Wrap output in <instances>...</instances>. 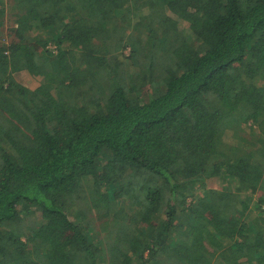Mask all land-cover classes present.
<instances>
[{
	"label": "trees",
	"instance_id": "1",
	"mask_svg": "<svg viewBox=\"0 0 264 264\" xmlns=\"http://www.w3.org/2000/svg\"><path fill=\"white\" fill-rule=\"evenodd\" d=\"M7 19L0 264H264V0H0Z\"/></svg>",
	"mask_w": 264,
	"mask_h": 264
},
{
	"label": "rangeland",
	"instance_id": "2",
	"mask_svg": "<svg viewBox=\"0 0 264 264\" xmlns=\"http://www.w3.org/2000/svg\"><path fill=\"white\" fill-rule=\"evenodd\" d=\"M7 18H10V16H8ZM13 24L10 22L9 19H7V22H5L4 27H1L0 30V38L3 40V42L7 43L10 40L9 37V30L8 28L11 27ZM31 76L33 78L34 81H39L41 79L40 75H37L36 73H31ZM210 187L212 188L211 190L216 191V188H221L222 183L218 180V179H214L210 181Z\"/></svg>",
	"mask_w": 264,
	"mask_h": 264
}]
</instances>
